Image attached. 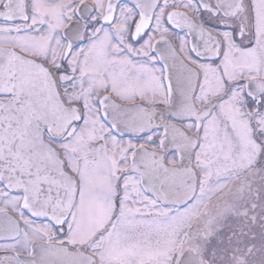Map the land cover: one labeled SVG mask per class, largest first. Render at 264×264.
<instances>
[{
	"label": "snow or ice",
	"instance_id": "snow-or-ice-1",
	"mask_svg": "<svg viewBox=\"0 0 264 264\" xmlns=\"http://www.w3.org/2000/svg\"><path fill=\"white\" fill-rule=\"evenodd\" d=\"M0 264H264V0H0Z\"/></svg>",
	"mask_w": 264,
	"mask_h": 264
}]
</instances>
